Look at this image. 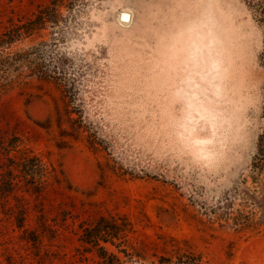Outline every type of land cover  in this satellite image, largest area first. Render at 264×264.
I'll return each instance as SVG.
<instances>
[{
    "label": "rangeland",
    "instance_id": "obj_1",
    "mask_svg": "<svg viewBox=\"0 0 264 264\" xmlns=\"http://www.w3.org/2000/svg\"><path fill=\"white\" fill-rule=\"evenodd\" d=\"M207 1L0 0V34L11 19L28 24L47 9L60 18L0 48L1 57H25L11 71L19 84L0 95V132L54 170L32 199L58 225L41 252L6 240L20 232L0 206V249L17 251L18 264H102L80 241L101 217L127 221L120 248L105 245L122 264H264V23L246 0H214L226 16L230 112L216 155L181 142L180 106L154 87L174 21ZM125 11L129 25L119 18Z\"/></svg>",
    "mask_w": 264,
    "mask_h": 264
},
{
    "label": "bare ground",
    "instance_id": "obj_2",
    "mask_svg": "<svg viewBox=\"0 0 264 264\" xmlns=\"http://www.w3.org/2000/svg\"><path fill=\"white\" fill-rule=\"evenodd\" d=\"M127 13L119 16L123 25L133 21ZM225 18L217 2L208 0L175 20L167 40V59H163L166 73L154 84L157 91L167 92L171 108L180 106L181 142L196 151L202 149L204 156L217 154L227 140L223 131L230 129V112L222 97L226 69L220 27L225 28Z\"/></svg>",
    "mask_w": 264,
    "mask_h": 264
},
{
    "label": "trees",
    "instance_id": "obj_3",
    "mask_svg": "<svg viewBox=\"0 0 264 264\" xmlns=\"http://www.w3.org/2000/svg\"><path fill=\"white\" fill-rule=\"evenodd\" d=\"M248 8L252 10L254 19L256 15L260 17V23H264V0H246ZM45 15V16H44ZM44 15L39 16L36 20L30 21L28 24L18 22L15 23L11 19L9 27L0 34V48L5 45H13L20 41L24 35H30L36 30L42 29L46 23L56 24L60 20L55 11L46 10ZM25 57L23 54L14 56H0V95L7 91L12 85L19 84L20 77L15 80L11 77V71H18L22 67ZM33 74H40L41 77L48 75L35 67L31 70ZM19 137L9 139L0 132V206L4 216L13 220L15 231H19V235L5 236L6 240L11 238L19 239L27 245L38 246V250H43L42 237L49 233H56V226L51 225L44 219L38 208L36 213L39 221L36 228L29 227V217L33 211L32 199L41 198L44 194V188L51 179H54V170L43 162V160L31 153L21 152ZM261 160L264 162V133L260 135L258 147ZM15 153V155H13ZM2 160L4 162L2 163ZM258 168V167H257ZM35 208V207H34ZM119 220L101 217L93 226L83 229L80 241L87 253H96L102 264H122L119 257L110 252L105 246L107 244L115 245V240H124L128 224L126 220L119 223ZM1 234V233H0ZM9 241V240H8ZM6 242V241H5ZM0 249V264H18L16 257L17 251L7 249L4 244ZM120 248L119 245L116 246ZM120 250V249H119ZM126 254V251H120ZM182 264V262H180ZM200 263V262H199Z\"/></svg>",
    "mask_w": 264,
    "mask_h": 264
}]
</instances>
